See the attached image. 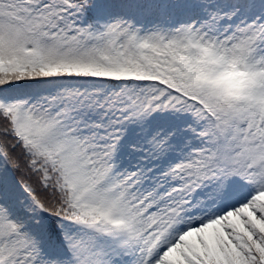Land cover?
I'll return each mask as SVG.
<instances>
[{
  "label": "snow or ice",
  "instance_id": "snow-or-ice-1",
  "mask_svg": "<svg viewBox=\"0 0 264 264\" xmlns=\"http://www.w3.org/2000/svg\"><path fill=\"white\" fill-rule=\"evenodd\" d=\"M0 264H264V0H0Z\"/></svg>",
  "mask_w": 264,
  "mask_h": 264
}]
</instances>
